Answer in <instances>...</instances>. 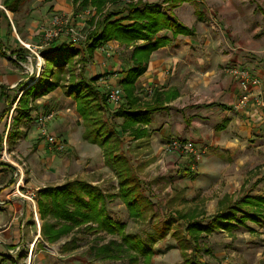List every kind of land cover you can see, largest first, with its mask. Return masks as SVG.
Returning a JSON list of instances; mask_svg holds the SVG:
<instances>
[{"label": "rangeland", "instance_id": "rangeland-1", "mask_svg": "<svg viewBox=\"0 0 264 264\" xmlns=\"http://www.w3.org/2000/svg\"><path fill=\"white\" fill-rule=\"evenodd\" d=\"M3 1L0 0V40L5 55L0 52V94L5 90L10 99L15 97V101L6 112V97L0 95V264H144L142 257L134 261L129 254H122L115 259L96 256L92 250L94 246L111 239L119 242L120 237L104 232L96 234L84 228L74 229L55 243L44 241L41 248L34 245V239L40 232L41 219L36 203L39 188L35 189L31 185L30 178H37L40 182L37 184L42 186V183L57 185L66 179L77 177L96 185L106 194H114L106 203L108 214L114 221L126 224L125 232L138 234L146 240V244L153 250L152 264H186L180 253L178 237L173 236V232L178 231L179 236L188 237L186 223L173 218L176 213H184L193 208L204 210L203 217H200L204 224H208L217 211L218 198L224 193L236 194L241 189L244 193L264 196V151L254 148L257 144L255 140L249 141L253 144L251 152H207L205 144L173 137L192 143L194 148H201L202 152H198L199 158L194 170L191 172L186 169L187 173L190 172V177H185V162L179 160L186 157L178 159L173 154L175 158L172 156L171 160L174 163H168V170L161 173L160 151H164L171 138L163 135L162 139L157 140L156 137L149 136L133 142L130 138L133 135L128 130L126 135L121 132L123 118L114 115L115 105L118 103L108 100V91L112 87L107 85L106 80L112 75L114 77V72L94 75L101 66V57H106L110 62L113 55L111 53V56H105V49H102L100 51L103 55L99 58L93 59L91 56L87 60L85 70L89 65L87 72L85 71L86 76L98 77L94 84L101 94L107 96L103 118L118 130L122 139L121 149L129 158L144 195L152 204L145 220L132 219L117 193L114 172L104 164L101 149L91 146L83 138L84 127L75 102L65 98L60 89L29 100L28 115L14 121L18 114L15 109L17 97L42 72L44 59L41 52L50 48L52 43L64 40L76 42L77 45L83 43L90 30L89 20L95 14L94 7L74 3L70 5L71 0H20L12 4L17 8L12 13L5 8ZM143 1L157 2L163 11L171 12L177 22L192 30L191 33L175 37L168 30L159 33L168 36L173 43L167 49L157 52L156 58L164 57V54L168 58L170 55L177 58L172 64L167 61L163 63L167 66L161 69L164 73L160 74L163 77L162 86L171 85L182 92L183 97H178L173 102L179 107H185L186 102H193L206 106L218 103L219 108H231L235 105L237 108L233 109L236 110L245 108L237 104V99L225 102L229 85L234 78L218 76L216 71L227 61V52L236 50L248 64L255 63L261 73H264V15L256 8V4L264 8V0ZM57 12L71 16V24L77 31L78 39L72 40L63 32L45 47L44 35L39 25ZM4 19H7V24ZM132 48L122 47L115 51L114 55L121 59L125 68ZM19 49L26 52V60L16 58L14 52ZM30 56L35 57L34 67ZM75 73L80 74L77 66ZM257 77L260 79L259 84L251 86L250 90L264 84V79ZM150 78L142 77L137 81L136 92L142 100L150 96L151 90L158 88L155 87L159 85L156 76ZM118 81L117 79L121 101L123 91ZM3 86L7 88L4 89ZM254 95L259 100H264L260 93ZM172 111L174 115L177 112L174 109ZM43 117L46 118L45 128L61 142V149L42 137L39 120ZM164 117V112L157 117L156 126ZM8 131L12 137L7 141ZM157 146L160 149L154 154ZM246 146L251 147L249 144ZM242 150L244 151V147ZM33 152H43V155L35 157L36 160L32 162ZM206 156L211 158L209 165L214 173L207 171L205 176L199 177L198 165ZM179 164L182 166H178ZM256 179H259L257 183ZM19 199H23L26 209L22 213L28 212L29 215H25L26 219L22 221L11 222V215L2 206L15 203L12 212L19 214L22 211V201ZM28 219L31 220L30 225ZM226 223L219 220L216 223L218 226L212 225L211 233L202 235L200 241L210 248V252L203 253L201 261L207 264H264V219L259 218L257 222L246 220L244 225H237L231 231L224 227ZM64 242L68 244L67 248L62 247ZM186 252L190 253L191 248H186Z\"/></svg>", "mask_w": 264, "mask_h": 264}, {"label": "trees", "instance_id": "trees-1", "mask_svg": "<svg viewBox=\"0 0 264 264\" xmlns=\"http://www.w3.org/2000/svg\"><path fill=\"white\" fill-rule=\"evenodd\" d=\"M16 1L20 0H4L3 3L5 8L13 13L17 8L12 4ZM72 2L94 7L95 14L89 20L90 30L83 44L76 45L75 42L64 40L61 43H52L50 48L41 52L44 59L42 72L18 97L15 107L18 114L14 121L28 115L29 96L35 99L61 88L64 95L75 101L76 111L84 127L83 138L101 149L104 164L114 172L117 193L129 216L134 220H145L152 209V204L144 195L130 160L121 149L122 139L118 130L103 118L107 96L101 94L94 84L98 77L87 78L83 70L92 53L104 47L109 40L115 39L125 48L133 47L129 53L131 66L119 80L123 95L122 100L115 105L114 115L124 118L121 123L122 131L129 130L135 138H144L147 131L143 125L149 122L150 113L164 108L163 102L175 98L177 92H156L151 100L140 104V99L135 94V83L143 73L150 54L169 42L167 36L159 34L161 31L168 30L176 36L180 33H191L192 30L177 22L171 12L163 11L157 2L143 0H72ZM258 9L264 13L261 6H258ZM3 15L7 18L4 11ZM124 20L128 23H122ZM139 41L141 43H138ZM0 52L5 55L1 40ZM25 53L22 49L14 52L20 61L26 60ZM76 63L79 64L80 74L75 73ZM3 88L6 89V86ZM0 95L6 97L7 112L15 97L10 99L5 90L1 91ZM11 137L8 131L6 140ZM191 160V156H186L184 174L187 173L186 166ZM186 176L190 177V172ZM113 196L114 194H106L96 185L77 177L66 179L61 184L40 187L36 192V203L41 219V241L37 240L36 246L41 248L44 241L49 244L55 243L74 229L84 228L92 233L104 232L120 237L119 242L111 239L107 243L94 246L92 250L96 256L115 259L122 254H129L130 259L134 261L142 257L144 264H152L153 250L146 244V240L138 234L125 232L126 224L114 221L108 214L106 203ZM204 213V210L198 211L193 208L184 213H176L173 217L186 223L188 237L179 236L178 231L173 232V236L178 237L180 253L186 264H207L201 261V256L203 253H209L210 248L201 243L200 239L203 234L212 232V225L218 226L217 221H226L224 227L231 231L237 225H244L246 220L257 222L259 218L264 219V196L244 193L241 189L236 196L225 193L217 200V211L208 224L203 223ZM169 222L170 220L167 224ZM67 245L64 242L62 247L67 248ZM189 247L190 253L186 252V248Z\"/></svg>", "mask_w": 264, "mask_h": 264}, {"label": "crops", "instance_id": "crops-1", "mask_svg": "<svg viewBox=\"0 0 264 264\" xmlns=\"http://www.w3.org/2000/svg\"><path fill=\"white\" fill-rule=\"evenodd\" d=\"M71 3H73L72 0L70 1V5H71ZM258 6H261V5L256 4L257 10L262 15H264V13H262L258 9ZM262 9L264 10L263 7H262ZM50 17L45 18L42 22H45ZM173 17H174V15H173ZM173 17H172V19H173ZM4 20H5V23L7 24V19H4ZM122 23L126 24L128 22L123 21ZM177 35H186V34L180 33ZM173 37H175V36H173ZM139 43H141V41H139ZM172 43H171V40L169 38V42L166 43V45L159 47L158 49L154 50L150 54L148 61L145 65V69H144L143 73L137 79V81L138 80L140 81L142 77H144L145 79H149L150 77L156 76V79L159 80V85L158 86L155 85V87H158V88H154L153 90H151L150 96H148L146 99L142 100L140 98L139 94H137L136 89H135V94L139 97V99H140L139 103L140 104L144 103L145 101L151 100V98L153 97V95L156 92H165V91H176L177 92V96L175 98H171L170 100L163 102V105L165 106L164 108L159 109L157 111H153L150 113L149 122L147 124L143 125V127L147 131V135L144 138H147L150 136V137H156V139L159 140V139H162L163 135L169 136L170 138L180 137V138H184V139H187V140H190L193 142H198L199 144H205L207 152H251V150H253V144L250 143L249 141L255 140V142H257V144L255 145L254 148L255 149L261 148V152H263L264 151V113L257 106L252 105V104H248L245 106V108H243V109L239 108L236 110V109H233V107L237 108V106H235V105L233 107H231L232 108L231 109L229 106H228V108H225L224 106H221V108H219L220 105L218 103L217 104L211 103L210 104L211 106H206L202 103L195 104L192 102L190 104L189 102H186L184 104L185 107H182V106L179 107L177 104H175L173 102L176 98L183 97L182 92L179 89H177L176 87L171 86V85L170 86H162L161 82H162L163 77H161L160 74L164 73L161 71V69H163L164 67L167 66V64H166V66H164L163 63L165 64V62L167 61L168 63L170 62L172 64L173 61L176 62L177 58H175L173 55H170L168 58V56H166L167 54H164L165 56L161 57L159 59L156 58L157 52L162 51V49L163 50L167 49L169 44H172ZM75 44L77 45L76 42H75ZM80 44H83V43H80ZM122 47L123 46L120 45L117 40H115V39L109 40L106 43V45L104 46L105 53L101 52L100 51L101 49L98 48L91 55L93 59H96V58H99L100 55L104 54L105 56L108 57V55L111 56V53H113L110 62H108L109 60H107L106 57H104V58L101 57V59L99 60L101 63V66L98 67L99 71H95V74H94V75H96L98 73L114 72V77L112 75L106 80L107 85L109 87H118L117 86V79L120 80L125 75L128 68L131 66L130 59H129L128 63H126L127 67L125 68L124 67L125 65L123 66L124 63L122 64L121 59H119L116 55H114L115 51H117L118 49H120ZM129 47H127V48H129ZM123 48H125V47H123ZM166 53H170V52H166ZM227 53H228L227 54L228 55L227 61L224 64H222L221 68H219L216 71L218 76L224 75V76L229 77V75L223 71L224 66L231 65V64H235V65L237 64V65L247 67L253 74H255L256 76H261L262 80L264 79V73H261L260 68L257 67L255 65V63H253V62L251 64H248V61H246V59L243 58V56L241 55V53L239 51L237 52L236 50H234V51L232 50V51L227 52ZM170 54H172V53H170ZM76 58H79V56H76ZM88 65L86 66V70L84 67V70H83L84 75H87L86 72H87ZM76 66L79 69L78 63H76ZM173 67L176 69L175 64H173ZM89 76H87V77H89ZM156 79L154 81H156ZM150 80H151V78H150ZM137 81L135 83L136 87H137ZM58 89H60V91H62L61 88H58ZM55 91H57V89ZM251 92H253V94L254 93L255 94L260 93V95L264 98V84L262 86L259 85V86L252 87ZM238 95H239V88H238L236 82L234 80H231V83L229 85V91L227 93L225 102L226 103H228L229 101L232 102V100L236 101V99L238 98ZM187 96H188V94L186 95V97ZM65 98L73 100L71 97L66 96V95H65ZM28 99L32 100V97L29 96ZM17 101H18V97L16 99V102ZM217 105H219V106L217 107ZM173 109L177 111L175 113V115L172 113ZM220 109L222 110V112ZM226 109H228V110H226ZM163 112L165 114V117H164V119H162L161 122H159V125L156 126L157 117H159V115H162ZM221 113H223V115H221ZM123 120H124V118H123ZM148 126H152L151 127L152 129ZM128 131H121V132L125 134V132H128ZM123 138L125 139V136H123ZM130 138L133 140V142H135L136 140L142 139V138L137 139L133 136H130ZM248 144L251 145V147L246 146ZM90 145L91 146H97L94 143H90ZM242 147H244V151L242 150ZM154 149L157 150V152H154V154H157L159 151L158 149H160V146H157ZM160 152H162L161 157L165 159L167 164L173 162V160H171V157L173 155H176V154L172 155L171 153H169L167 155L166 152H164V151H160ZM26 153L28 154V152H26ZM40 154L43 155V152H33L32 162L34 160H36L35 157L36 158L40 157ZM177 158L179 159L180 157L177 155ZM184 159L185 158H181L179 160L185 162ZM210 159L211 158L209 156H206L203 159V161L198 165V176L199 177L205 176L207 171H209V172L212 171V173H214V169H211L210 168L211 165H209ZM212 160H213V162H215L214 159H212ZM178 166H182V165L179 164ZM183 167H184V165H183ZM212 175H214V174H212ZM185 177H187V176H185ZM36 179L37 178H32V180H31V178H30V181H31L30 183L32 186H34L35 189L46 185L45 183L44 184L42 183V186H40L39 184H37L38 180H36ZM38 183H40V182H38ZM238 192L236 194L234 192H232L230 194L234 193V196H236L238 194ZM221 197H219V198H221ZM19 200L22 201V211L19 214H17L16 211L12 212V208H14L16 205L15 203H10V204L8 203L7 205L4 204L2 206L3 208H5V210L8 212V214L11 215V219H10L11 222L22 221L23 219H26V217H28V215H29L28 212H26V214L22 213L23 210L26 211V209L24 208V205H23V199H19ZM5 201L8 202V200H5ZM25 215H26V217H25ZM30 221L31 220L28 219V221H27L28 225L31 224ZM21 226H23V225H21ZM37 235H36V238L34 239V245H36L37 240H39V238H40V232L39 231H38Z\"/></svg>", "mask_w": 264, "mask_h": 264}, {"label": "built area", "instance_id": "built-area-1", "mask_svg": "<svg viewBox=\"0 0 264 264\" xmlns=\"http://www.w3.org/2000/svg\"><path fill=\"white\" fill-rule=\"evenodd\" d=\"M72 18L69 15H66L64 13H54L48 20L45 22L40 23V31L44 35V42L43 45L45 47H48L53 39L57 38L60 33H65V35H69L72 40H77V31L74 30L72 27ZM30 47V46H28ZM101 50H104V47L100 48ZM227 74L234 78V80L237 82V85L239 87V96L237 98V104L239 106H246L248 104L255 105L260 108V110L264 113V100H259L250 90V87L253 85H257L260 82V79L253 74L247 67L241 66V65H226L224 66V69ZM121 96V90L118 87H112L108 91V100L112 101L113 103L119 102ZM40 123V129L42 137L45 141H47L51 145H55L56 148H62L61 142L56 140V137L50 133L46 128V118L43 117L39 120ZM164 151H166V154H176L180 157H186L191 156L192 160L189 162L186 166L188 170H194L196 167V163L198 162L199 153L202 152L201 148H194L192 143L190 142H183L182 140H179L178 138H171L166 143V148H164ZM161 164V173H165L168 170V167L166 165L167 162L164 158H162L159 162ZM171 186V184H170ZM18 186L16 187V189ZM32 200V199H30ZM33 212L35 209H32ZM35 213V212H34ZM35 216V214H34Z\"/></svg>", "mask_w": 264, "mask_h": 264}, {"label": "water", "instance_id": "water-1", "mask_svg": "<svg viewBox=\"0 0 264 264\" xmlns=\"http://www.w3.org/2000/svg\"><path fill=\"white\" fill-rule=\"evenodd\" d=\"M30 60H31V64H32V66L34 67L35 64H36L35 57H34V56H30Z\"/></svg>", "mask_w": 264, "mask_h": 264}, {"label": "bare ground", "instance_id": "bare-ground-1", "mask_svg": "<svg viewBox=\"0 0 264 264\" xmlns=\"http://www.w3.org/2000/svg\"><path fill=\"white\" fill-rule=\"evenodd\" d=\"M41 62L39 61V64H40Z\"/></svg>", "mask_w": 264, "mask_h": 264}]
</instances>
